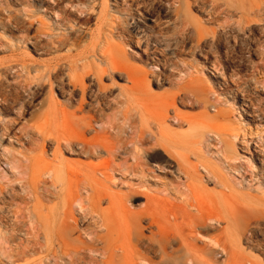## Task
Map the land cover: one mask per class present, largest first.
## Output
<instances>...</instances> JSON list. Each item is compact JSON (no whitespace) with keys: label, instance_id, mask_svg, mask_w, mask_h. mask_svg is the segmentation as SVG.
Listing matches in <instances>:
<instances>
[{"label":"rangeland","instance_id":"1","mask_svg":"<svg viewBox=\"0 0 264 264\" xmlns=\"http://www.w3.org/2000/svg\"><path fill=\"white\" fill-rule=\"evenodd\" d=\"M80 1L83 4L77 0H58L56 7L52 5L54 0H0V264H45L37 243L43 240L40 227L47 212L54 215L56 210H61L64 188L60 183L53 185L44 166L87 161L64 149L57 152L58 158L54 159L56 144L53 141L45 146L47 152L43 151L42 136L54 139L62 116L73 122L89 111L86 106L73 114L78 96L69 98L71 88L65 76L58 88L56 83L51 88L50 85L40 86L44 64L66 57L78 65L86 62L91 67L103 68L106 64L96 52L103 42L116 50L123 67L127 65L135 71L139 87L133 101H128L124 90H130L132 82L126 73L119 71L122 78L104 73L101 82L111 94L108 98L111 103L104 108L103 119L109 117L121 122L122 112H125L136 124L142 122L151 126L150 130L162 122L173 131H183L189 164L196 165L197 174L204 177L203 182L189 187L182 182L185 177H179L174 171L175 163H169V173L155 165L149 181L143 184L137 179L132 181V189H139L141 197L134 195L126 201L129 215L136 220L137 211L145 206V192L154 195L167 188L162 193L179 202L196 194L198 196L190 200L201 204L207 194H220L223 190L230 201H236L238 208L262 212L256 217L247 213L240 215L234 207L233 216L240 215L231 227L233 242L229 247L234 254L228 257L220 248L219 264H264V151L258 146L262 143L264 148V0H216L219 6L214 19L210 18L212 0ZM92 3L94 12L106 10L103 31L98 37L103 42L91 35L96 32L98 22L94 15L84 24L78 22L83 20L79 9ZM130 3L134 8L132 13L127 6ZM109 13L131 26L139 21L135 24L136 31L133 30L141 39L137 46L125 43L118 31H110L105 25ZM179 14L185 16L192 29L184 38L172 33L173 28L180 25ZM59 15L64 17L63 24L59 23ZM155 21H161L164 27L170 26L167 37L152 32ZM195 31L201 32L200 42ZM60 33H68L71 42L76 38V44L53 48V37ZM148 35V45L154 52L150 58L141 56ZM92 77L84 79V83L92 84ZM116 96L119 99L114 98ZM254 107L257 112L253 111ZM176 113L181 124L173 121ZM99 125L95 123V128L86 132L87 137L94 135ZM6 128L14 132L10 137L3 134ZM149 154L153 155L154 151ZM206 168L217 171L227 186L209 178ZM115 175L117 179L120 177V174ZM175 185L181 187L184 194L176 191ZM45 186L49 189L47 198L42 191ZM113 190L127 192L128 183L113 186ZM79 192L84 196L83 189ZM107 205L101 202L99 207ZM152 213L156 221L150 226L153 217H144L140 223L142 239L139 244L133 241L134 249L150 257L154 264H192L180 256L181 235L188 230L175 223L167 205H153ZM225 220H221L216 230L222 241L226 237ZM165 224L172 225V237L167 241L161 235ZM106 232L102 230L99 234L103 236ZM83 237L87 238L86 234ZM104 245L105 242L98 243V246ZM199 245L204 243L199 242ZM171 251L173 257L168 255ZM120 259H116L117 263ZM49 264L55 263L49 260Z\"/></svg>","mask_w":264,"mask_h":264},{"label":"bare ground","instance_id":"2","mask_svg":"<svg viewBox=\"0 0 264 264\" xmlns=\"http://www.w3.org/2000/svg\"><path fill=\"white\" fill-rule=\"evenodd\" d=\"M77 1L83 4L82 1ZM52 5L57 7L58 0H54ZM127 6L128 10L132 13L134 9L133 4L130 3L127 4ZM218 6L216 0H212L213 10L210 12V18H216L215 15ZM79 10L82 13L81 19H83L81 21H79L80 19L78 20L81 24H84L86 19L92 15L98 19L97 27H95L96 32L93 31L95 33L91 34L95 38H98L103 31L102 23L103 15L106 14L104 12L106 11L105 8L104 10H97V12H94L95 8L92 3V5H85ZM137 12L138 9L136 10V13ZM62 16H58L60 24H63L64 21V17L62 18ZM114 17L116 16H113L111 13L105 25L110 27L112 33L118 31L125 43L137 46V43H140L141 39H139L140 36L138 37L133 33V30L136 31L137 25L135 24L139 21L131 26V23L117 20V17ZM177 17L179 19V22H177L180 25H176L174 28L172 27L174 30L172 31L171 29V31L173 34L182 35L183 38L185 36L187 37L189 33H192V29L188 27V21L185 16L183 17L182 14H179ZM161 25V21H155L152 32H156L158 33L157 35L160 36L168 35L170 33V31H168L170 26L164 27L162 25L161 27ZM196 31L194 35L198 37L197 40L200 42L201 32ZM67 36L68 33H60L56 38H54V36V40H52L55 47L53 48L68 43H70V45L76 44V38H73L74 41L72 40L71 42V38ZM74 36L76 37V34ZM189 36L191 37V35ZM100 42L103 41L100 40ZM104 43L106 42H103V44H100V46L96 48L101 62L106 64L103 68L99 67V65L91 67L83 59L82 61L85 63L80 60L82 64L78 65L73 59L70 60L65 57L55 59L53 64H51L52 61H46L42 69L40 79V81H42L40 83L41 87L50 85L48 87L51 88L52 84L56 83V88H58L59 83H62L60 81L62 78L64 80L63 76H65V80L71 88L69 98L72 99V96H78L76 101L73 98L77 104L73 114H75L76 111H82L86 106H88L89 110L87 115H83L73 122L67 120L69 118H64V116H62V118L59 119L62 121V123L60 122V127H58L59 133L54 139H50L45 135L42 136L44 152H47L45 146L51 143L50 141L56 144L53 151L54 159L58 158L57 152L64 149L71 154H75L87 160L76 161L74 163L59 162L60 166H52L47 163L44 166L46 176L52 178L53 185L60 183L62 189L64 188V193L63 196H61V210H56L54 215L47 212V214L44 215L45 218H43L44 221H42V226L40 227L42 228L43 240L37 243L43 253L42 261L45 264H49V260L54 261L55 264H140V260L144 264H154V261L150 257L134 249L133 241L139 244V241L142 239L141 228L143 227H141L140 223H142L146 215L153 217V219L150 220V226H153L155 223L156 220L152 213L153 205H167L169 206V211L174 216L175 223L182 229L188 230V233L181 235L182 254H180V256L184 260L191 261L192 264H219L218 252L220 248L225 251L228 257L234 254L232 247H229L233 242L231 236L233 222H235L241 213H247L250 216L254 215L256 217V214L262 211L260 209L249 210L245 208V210H243V207L238 208L236 201H230V197L228 198L223 190L220 194H207L204 196V203L195 204L190 199L193 197L196 198L198 195L194 194L191 198H184L180 202L174 201L168 199L166 194L162 193L168 190L166 188L158 190L154 195L145 192V206L137 211L136 220H133V217L127 212L125 203L134 195L137 198L141 197L139 194L141 191H138L139 189H132V181L137 179L141 184L149 181L150 176L156 170L154 168L155 165L158 166L159 170L164 169V172L169 173L171 172L168 170V167H171L169 163H175L176 168L174 171L179 177H185V180L182 182L189 187L195 184V182H203L204 177L202 174V176L197 174L198 168L196 165L189 164L190 161H188V156L185 152L186 133L183 131H173V129L168 128V126L166 127L162 122L157 123L158 125H155L156 127L153 126L154 129L151 128L150 130L148 127L150 128L151 126L142 122L136 124L133 120H130L131 116L125 112H122L124 118L121 122H116L113 118L109 119V117L103 119V110L111 103V100L108 99L111 94H109L104 83L102 84L101 82L104 73L110 72L112 75H118L120 78L122 77L119 71H124L126 73V77L132 82L130 90H124V92H127L125 97L128 101L132 100L135 90L139 88L137 87L138 79L134 73L135 71L127 65L123 67L118 61L120 57L116 55V50L113 51L110 44L104 45ZM144 43H146V48L142 51L141 56L150 58L151 54L154 52L151 51V46L148 45L149 35ZM176 44L180 47L178 43ZM78 68L81 70L80 72L77 71ZM92 75V84L84 83V79L90 78ZM121 95L124 97V93ZM175 95L176 94H174V96ZM179 95L177 96L179 97ZM114 98L119 99L118 96ZM252 103L251 106H253ZM253 111L257 112L258 109L254 107ZM23 113L24 111H22L20 115ZM173 121H176L177 124L182 123L177 113ZM98 122L100 123L98 131L91 137H87L86 132L91 128H95L94 124ZM12 133H14L13 130L6 128L3 134L10 137ZM258 146L264 151L262 143ZM151 151H154L153 155L149 154ZM229 163L237 167V164L233 162ZM206 169L209 178L212 177L217 182L225 185L222 178L216 173L217 171ZM262 170L264 169L262 168ZM115 174H120V177L117 179ZM122 183H128L129 190L127 192H117L113 190V186L122 185ZM179 184H181V182ZM1 187L0 192H2ZM174 188H176V191L181 192V187L175 185ZM79 189L85 191L84 196L79 192ZM48 190L46 186L43 187L42 191L45 198L48 197ZM182 193L183 192H181V194ZM101 202H107L108 205L105 208H100ZM220 206L223 210L220 209ZM234 207L237 212L240 213V215H237V218L233 216ZM223 215H225V217ZM223 218H226V226L223 229L226 233V237L222 241L218 238L216 230ZM86 222L88 225L84 226ZM171 229L172 225L165 224L161 232L165 241L170 240L172 237ZM102 230L107 231L103 236L99 234V231ZM76 233L77 237H74ZM84 234H86L87 238H82ZM78 240L80 242L79 244L77 243ZM100 242H105V245L98 246ZM199 242L204 243V245H199ZM163 246L166 251L165 245ZM168 253L165 252V254ZM170 253L168 255L173 257V251ZM101 255L104 256V259L99 260ZM118 257L122 258L120 259V263L116 261ZM60 259L64 261H58ZM254 262L256 263L257 260H254Z\"/></svg>","mask_w":264,"mask_h":264}]
</instances>
